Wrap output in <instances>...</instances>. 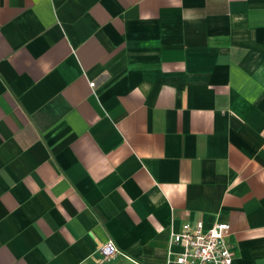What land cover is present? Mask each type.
Returning a JSON list of instances; mask_svg holds the SVG:
<instances>
[{"label":"crops","instance_id":"1","mask_svg":"<svg viewBox=\"0 0 264 264\" xmlns=\"http://www.w3.org/2000/svg\"><path fill=\"white\" fill-rule=\"evenodd\" d=\"M195 222L264 264V0H0V264H165Z\"/></svg>","mask_w":264,"mask_h":264},{"label":"built area","instance_id":"2","mask_svg":"<svg viewBox=\"0 0 264 264\" xmlns=\"http://www.w3.org/2000/svg\"><path fill=\"white\" fill-rule=\"evenodd\" d=\"M228 225L214 223L206 230L200 222L182 224L178 230H170L169 246L179 251L172 258L167 253L165 264H230L232 254L226 244ZM102 260L118 254L114 244L108 240L97 249Z\"/></svg>","mask_w":264,"mask_h":264}]
</instances>
